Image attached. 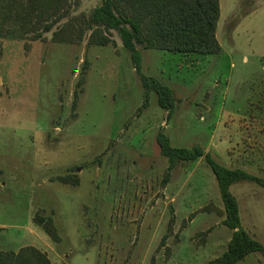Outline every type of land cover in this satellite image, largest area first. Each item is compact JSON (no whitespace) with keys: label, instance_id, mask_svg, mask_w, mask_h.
Here are the masks:
<instances>
[{"label":"rangeland","instance_id":"1","mask_svg":"<svg viewBox=\"0 0 264 264\" xmlns=\"http://www.w3.org/2000/svg\"><path fill=\"white\" fill-rule=\"evenodd\" d=\"M215 55L145 49L142 73L174 91L170 115L145 90L116 31L53 36L102 0H69L50 32L0 37V252L32 246L50 264H211L232 237L205 160L170 169L157 135L201 146L264 179V0H221ZM242 228L264 245V189L230 187ZM50 218L59 240L35 222ZM260 253L237 264H262Z\"/></svg>","mask_w":264,"mask_h":264},{"label":"trees","instance_id":"2","mask_svg":"<svg viewBox=\"0 0 264 264\" xmlns=\"http://www.w3.org/2000/svg\"><path fill=\"white\" fill-rule=\"evenodd\" d=\"M69 0H0V37L12 25H19L24 35L28 31L50 32L55 23L66 17ZM219 0H102L88 18L81 16L65 25L53 36L56 43L74 42L91 31L90 44L106 46L107 34L116 31L123 46L130 52L132 64L145 90L143 107L154 92L159 106L170 115L176 109L174 91L157 78L142 73L143 57L137 44L145 49L168 51L176 54L215 55L221 52L217 38L220 20ZM157 143L170 169L181 162L205 158L216 176L225 208L224 225L232 231L227 251L211 264H237L253 253L264 256V245L242 228L240 207L230 187L238 182H254L264 189V179L243 169H231L212 159L204 149L172 147L169 137L160 132ZM36 224L54 241L59 237L50 218L35 217ZM0 264H50L48 257L29 246L18 253L0 252ZM264 264V262L262 263Z\"/></svg>","mask_w":264,"mask_h":264},{"label":"crops","instance_id":"3","mask_svg":"<svg viewBox=\"0 0 264 264\" xmlns=\"http://www.w3.org/2000/svg\"><path fill=\"white\" fill-rule=\"evenodd\" d=\"M219 3H220V13H222V1L219 0ZM220 16H221V14H220Z\"/></svg>","mask_w":264,"mask_h":264}]
</instances>
